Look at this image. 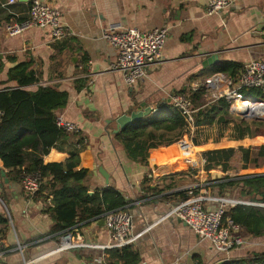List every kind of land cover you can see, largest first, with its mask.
<instances>
[{"label":"crops","instance_id":"1","mask_svg":"<svg viewBox=\"0 0 264 264\" xmlns=\"http://www.w3.org/2000/svg\"><path fill=\"white\" fill-rule=\"evenodd\" d=\"M44 1L61 12L67 34L60 40H51L47 28L34 26L16 35L7 34L6 25L28 20L30 0H0V92L15 88L36 91L47 86L66 91L68 103L55 113L75 123L79 131L76 137L69 134L59 139L43 163L65 162L74 152L90 150L92 161L83 184L89 194L110 186L124 196V210L131 215V240L126 246L138 255L136 264H216L264 252V236L244 235L240 229L249 243L227 255L217 254L208 241L197 238L183 221L171 215L176 205L188 199H199L207 207H216L226 198L235 205L264 207L242 201L246 199L238 198L236 190L232 195L224 193L227 197L219 196L218 185L226 181L221 171L206 173L189 157L188 146L192 145L181 138L180 129H159L152 137L146 134L136 140L144 144L165 141L168 150L179 151L172 155L169 150L171 160H166L167 154L150 157L146 164L140 163L143 152L139 148L130 153L131 149L113 133L115 118L138 109L141 102L150 107L142 118L175 110L173 94L189 92L193 84L205 83L214 76L231 77L217 71L221 62L242 67L251 60H264V0H236L214 15L206 14L207 0ZM111 24L143 32L168 28L160 60L146 67L144 75L132 84H126L120 72L110 69L117 50L102 38V31ZM214 52L218 60L203 67L202 61ZM18 63L28 65L38 81L24 87L9 81L8 70ZM223 87L220 84L218 89ZM238 153L231 161L233 172L240 167ZM179 158L193 164L191 172L157 178V168ZM86 164L84 161L80 167ZM99 168L107 174V184ZM12 177L11 170L0 164V213L8 220L0 225V264L123 263L121 252L115 251L122 247L110 245L104 224H98L100 219L76 222L70 229L76 245L57 250L61 233L49 234L53 221L46 213L52 196L33 199L22 181ZM251 245L253 248L248 249Z\"/></svg>","mask_w":264,"mask_h":264},{"label":"trees","instance_id":"2","mask_svg":"<svg viewBox=\"0 0 264 264\" xmlns=\"http://www.w3.org/2000/svg\"><path fill=\"white\" fill-rule=\"evenodd\" d=\"M242 68L238 64L224 61L217 71L236 78ZM8 80L14 81L18 87H24L37 82L38 78L28 70V65L18 63L8 70ZM242 93L251 97H264L255 88L242 90ZM204 94L203 88L190 93L192 106L196 109L193 132L184 130V120L177 111L167 109L132 122L114 136L125 148L131 149L130 153L139 148L143 152L140 163L146 164L150 157L166 156L169 143L152 141L144 144L136 140L146 134L152 137L153 132L159 129H180L181 138L192 143L188 148L189 157L195 159L206 173L216 169L221 171L222 178L226 180L218 185L221 191L238 186L240 198L264 203V121L232 114L230 103L225 98L206 104ZM67 103L66 91L48 86L38 87L36 91L15 88L0 92V110L3 111L0 122V164L11 170L15 181H22L25 174H39V188L31 196L33 199L52 196L51 205L46 209L53 221L49 234L69 230L76 222L102 219L110 211L124 209L127 203L124 196L110 186L89 194L87 186L83 184L92 161L87 148L72 153L65 162L43 163L44 156L56 146L59 139L69 134L78 136L77 133L59 128L55 123V111L63 109ZM224 128L231 132L227 140L222 142ZM257 136H263L261 144L248 147L243 145L244 138L248 137L253 143ZM236 152L240 154V167L237 172H233L231 161ZM166 160H171L170 154ZM202 160L205 161L203 164ZM84 161L87 164L80 167ZM192 167L189 160L179 158L157 168L156 176L163 178L182 175L191 172ZM7 221L0 213V225ZM228 222L239 225L244 235L264 236V207L244 204L231 206L224 212L221 225L226 226ZM115 251L121 252L122 264L138 262V255L127 246ZM223 264H264V252H252L229 259Z\"/></svg>","mask_w":264,"mask_h":264},{"label":"built area","instance_id":"3","mask_svg":"<svg viewBox=\"0 0 264 264\" xmlns=\"http://www.w3.org/2000/svg\"><path fill=\"white\" fill-rule=\"evenodd\" d=\"M16 0H9L14 3ZM236 0H207V15L219 14L231 6ZM47 28L50 39L60 40L66 36L61 12L44 0H30L29 17L24 24L12 23L6 25L9 35L21 33L27 27ZM168 35V28H155L143 32L134 27H121L111 24L103 29L102 38L117 50L116 60L111 64L112 71L120 72L126 84H132L144 75V69L161 58V50ZM223 84L222 89H218ZM203 88L206 104L225 98L230 103V108L235 111L246 112L240 103H256L264 105V97H251L242 93V90L259 89L264 96V60H251L244 64L240 74L236 77L214 76L202 84H193L187 93H176L171 97L173 108L184 120V130L193 132L195 124V112L190 99V93ZM247 107V106H246ZM240 109V110H239ZM250 110L254 117L264 118L263 114ZM3 111L0 110V122ZM56 125L70 133H79L77 125L66 121L62 116H56ZM189 141V140H188ZM192 145L191 141H189ZM205 161L202 160V164ZM40 176L37 173L25 174L22 183L29 194L35 193L39 188ZM235 202L221 201L216 207H207L199 199H188L176 205L171 215L183 221L200 240L209 242L217 254L227 255L231 250L245 246L249 243L246 236L240 234L237 224L228 222L221 225L224 212ZM104 227L108 232L110 245L124 247L131 240V215L124 209H116L106 213L103 217ZM77 241L79 239L77 238ZM2 241L0 239V247ZM76 245L71 230H66L58 238L56 249L67 250ZM1 256V251H0ZM95 264H105L96 260Z\"/></svg>","mask_w":264,"mask_h":264},{"label":"water","instance_id":"4","mask_svg":"<svg viewBox=\"0 0 264 264\" xmlns=\"http://www.w3.org/2000/svg\"><path fill=\"white\" fill-rule=\"evenodd\" d=\"M218 60V53L214 52L211 53L208 57H206L203 61H202V66L206 67L208 65H212L214 62H216ZM150 111V107L145 105V102H141L139 104V108L132 110L130 113H125V114H121L120 116L115 118V128L113 130V133L116 134L122 130H124L129 124H131L132 122L141 119L142 117H144L145 115H147ZM230 112L234 113L238 116H241L245 119H255V120H263L264 118L258 117V116H253V114L250 113V110H246V112H240V111H235L234 109L230 108ZM98 171L103 175L104 179H105V184L108 183V176L107 174H105L101 168L98 169ZM104 223V219H100L98 221V224L102 225ZM227 262V260H222L217 262L216 264H223Z\"/></svg>","mask_w":264,"mask_h":264},{"label":"rangeland","instance_id":"5","mask_svg":"<svg viewBox=\"0 0 264 264\" xmlns=\"http://www.w3.org/2000/svg\"><path fill=\"white\" fill-rule=\"evenodd\" d=\"M232 114H234V113H232ZM236 115V114H235ZM230 132L231 131H229V129L228 128H224V132H223V134H224V136H223V138L224 139H222V142H224V141H226L227 140V136L230 134ZM216 133H218L217 132V130H216ZM213 134V133H212ZM263 136H257V138H256V140H254V142L252 143L249 139H248V137H246V138H244V140H243V145L245 146V140H246V144H247V147L248 146H253V145H259V144H261V141H262V138ZM187 142H189V141H187ZM190 143V142H189ZM189 147V146H188ZM170 150V154H172V155H178L179 154V151H178V149L176 148V149H174V148H170L169 149ZM239 154V153H238ZM238 161V160H237ZM237 161H234V162H236V163H238ZM239 162H240V159H239ZM240 166V165H239ZM234 190H236L237 192L235 193V195L239 198V194H238V191H239V189L236 187H232V188H230V189H228V190H226V189H224L223 191H220L219 193H217L219 196H223V197H227L226 195L227 194H224V193H228V191H229V195H232V192L234 191ZM231 198V197H230ZM233 198V197H232ZM242 200V199H241ZM242 201H248V200H242ZM249 202H251V201H249ZM255 203H258V202H255ZM259 204H264V203H259ZM251 244L253 243L252 241L250 242ZM253 245H251V246H248L247 248L248 249H251V248H253L252 247Z\"/></svg>","mask_w":264,"mask_h":264},{"label":"bare ground","instance_id":"6","mask_svg":"<svg viewBox=\"0 0 264 264\" xmlns=\"http://www.w3.org/2000/svg\"><path fill=\"white\" fill-rule=\"evenodd\" d=\"M240 104H241V107L243 109L244 108H246V109L248 108V109H251V110L257 112L258 114H263L264 115V105H259V104L253 103V102H250V103L246 102V103H240ZM224 201L225 202H234L233 200H229L227 198Z\"/></svg>","mask_w":264,"mask_h":264}]
</instances>
